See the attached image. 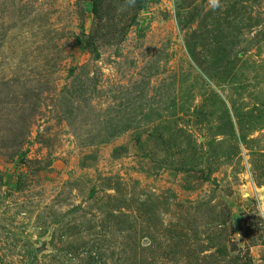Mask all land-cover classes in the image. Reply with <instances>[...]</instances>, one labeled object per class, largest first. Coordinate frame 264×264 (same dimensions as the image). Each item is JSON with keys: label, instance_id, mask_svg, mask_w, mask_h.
Wrapping results in <instances>:
<instances>
[{"label": "rangeland", "instance_id": "rangeland-1", "mask_svg": "<svg viewBox=\"0 0 264 264\" xmlns=\"http://www.w3.org/2000/svg\"><path fill=\"white\" fill-rule=\"evenodd\" d=\"M0 264H264V0H0Z\"/></svg>", "mask_w": 264, "mask_h": 264}]
</instances>
